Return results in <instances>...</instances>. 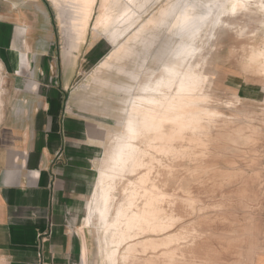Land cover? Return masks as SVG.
Wrapping results in <instances>:
<instances>
[{
    "label": "rangeland",
    "instance_id": "374dc122",
    "mask_svg": "<svg viewBox=\"0 0 264 264\" xmlns=\"http://www.w3.org/2000/svg\"><path fill=\"white\" fill-rule=\"evenodd\" d=\"M101 1H89L85 41L71 47L69 63L62 58L56 11L48 0H42L53 20L47 39L54 46L46 54L57 58L62 74L68 71L72 77L65 106L71 116L91 128L93 164L105 133L120 128L130 98L125 88L136 85L127 80L125 87L118 86L119 78L104 73L105 64L113 63L110 58L132 31L118 44H113L111 31H95ZM171 1L149 0L137 26L153 16L157 18ZM249 9L246 16H238L229 32L223 30L219 34L217 46L207 54L204 74L208 78L207 106L211 115L203 116L196 133L192 127L177 132L168 126L170 136L156 141L158 147L168 148V153L150 148L151 154L145 158L153 167L152 181L169 194L164 207L171 219L165 225L166 233L176 238L170 256L174 257L172 264H264V73L259 63H251L252 51L264 45V15L254 5ZM33 29V40L45 38L40 27ZM155 44L147 58L153 69L164 61L174 41L162 33ZM29 51L33 55L44 54L42 50ZM137 67L131 70L136 71ZM8 71L2 65V104L5 100L10 103L11 89L16 84L4 79ZM80 230L85 231L84 223ZM164 234L155 233L158 237ZM86 237L85 264H101L97 233L86 230ZM164 251L158 250L157 255L151 251L148 256H160ZM145 260L143 257L137 262L144 264ZM119 264L123 262L120 260Z\"/></svg>",
    "mask_w": 264,
    "mask_h": 264
},
{
    "label": "bare ground",
    "instance_id": "6f19581e",
    "mask_svg": "<svg viewBox=\"0 0 264 264\" xmlns=\"http://www.w3.org/2000/svg\"><path fill=\"white\" fill-rule=\"evenodd\" d=\"M48 1L56 11L62 58L70 63L71 47L85 41L91 0ZM148 1L102 0L94 24V30H102V34L111 31L113 44L132 31L110 58L113 63L105 64L104 73L119 78L118 86L125 87L127 80L136 84L125 88L130 98L120 128L105 133L102 149L96 152L97 162L92 164L96 177L83 223L85 231L97 233L101 264H119L120 260L138 264L143 257L144 264H172L176 238L166 233L165 225L171 219L164 207L169 194L152 181L153 167L145 158L151 154L150 148L168 153V148L156 145L170 136L168 126L177 132L189 127L198 131L199 121L212 113L207 106L208 78L204 74L207 54L217 46L219 34L229 32L239 15L251 11L250 6L264 15V0H173L157 18L137 26ZM162 33L174 44L153 69L148 53ZM255 62L264 73V45L252 51L251 63ZM136 65L137 70H131ZM145 168L146 172L140 173ZM157 232L165 234L158 237ZM160 249L165 251L156 256ZM151 251L156 255L148 256Z\"/></svg>",
    "mask_w": 264,
    "mask_h": 264
},
{
    "label": "crops",
    "instance_id": "0c3cea01",
    "mask_svg": "<svg viewBox=\"0 0 264 264\" xmlns=\"http://www.w3.org/2000/svg\"><path fill=\"white\" fill-rule=\"evenodd\" d=\"M52 23L42 0H0V62L16 83L0 107V264H85L95 156L65 106L72 77L46 54Z\"/></svg>",
    "mask_w": 264,
    "mask_h": 264
}]
</instances>
